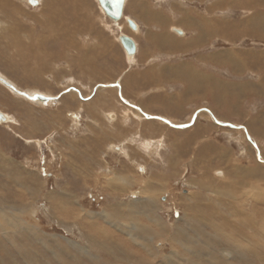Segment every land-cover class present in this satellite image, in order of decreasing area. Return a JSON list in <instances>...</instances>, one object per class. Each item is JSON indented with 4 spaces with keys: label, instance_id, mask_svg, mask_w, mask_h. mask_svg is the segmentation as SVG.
Wrapping results in <instances>:
<instances>
[{
    "label": "rangeland",
    "instance_id": "rangeland-1",
    "mask_svg": "<svg viewBox=\"0 0 264 264\" xmlns=\"http://www.w3.org/2000/svg\"><path fill=\"white\" fill-rule=\"evenodd\" d=\"M54 1L42 14L35 11L39 4L25 0L0 4L9 22L28 33L11 50L0 39V72L17 91L37 88L64 102L31 108L0 88V113L8 117L0 123V200L8 205L0 208V264H216L209 260L211 247L178 233L207 239L194 230L202 226L216 241H226L196 219L181 221L189 212L183 199L188 191L199 193L202 202L212 197L208 206L199 202L200 210L224 227L221 235L231 232L227 238L235 249V227L249 237L260 234V251L247 246L245 264H264V0H126L123 18L135 21L137 32L123 18L114 26L96 0H66L61 13ZM11 5L19 11L17 20ZM6 29L12 39L13 28ZM35 34L43 48L32 46ZM120 35L136 41L131 62ZM100 90L114 99L96 94ZM79 94L87 100L80 102ZM135 107L180 126L142 117ZM113 146L126 154L107 148ZM81 153L102 163L78 175L68 165H78ZM102 164L112 171L107 175L126 178L113 191ZM144 181L164 183L165 190L159 196L155 184L149 192ZM28 187L36 196L28 195ZM147 197L159 198L149 203L151 217L135 211ZM133 220L151 238L131 231ZM164 225L169 233L160 230Z\"/></svg>",
    "mask_w": 264,
    "mask_h": 264
},
{
    "label": "bare ground",
    "instance_id": "bare-ground-1",
    "mask_svg": "<svg viewBox=\"0 0 264 264\" xmlns=\"http://www.w3.org/2000/svg\"><path fill=\"white\" fill-rule=\"evenodd\" d=\"M12 1H16V0H12ZM20 1H22V0H20ZM24 1V0H23ZM30 1H33L35 4H31L30 3ZM58 2H59V5H61L62 7L61 8H59V12L61 13L62 11L61 10H63V12H64V5L65 6H67V1L66 0H57ZM97 1V3H98V5H99V7L101 8V6H100V4H99V2H98V0H96ZM125 1L126 0H124V2H123V8H124V6H126V4H127V2L125 3ZM128 1V0H127ZM25 2L26 3H29L31 6H36V5H38L39 4V6L37 7V8H35L36 10L35 11H37L38 10V13H46V11H44V6H46V7H48V6H50L51 5V2H52V0H25ZM24 2V3H25ZM53 2H55L54 0H53ZM3 3H5V0H0V4H3ZM136 4V6L138 7L139 5L137 4V3H135ZM12 6V5H11ZM25 6V5H24ZM8 8V7H7ZM11 8H13V11H11L9 8L7 9L8 11H11L10 13H11V15H12V17L13 18H15V20H17L18 19V14H19V11H17L15 8H14V6H12ZM100 8H98V9H100ZM134 9H135V5H134ZM101 10H102V14L104 13V11H103V9L101 8ZM100 10V11H101ZM123 11V10H122ZM134 12H136L135 10H134ZM0 14H2V18H0V39H3V41L5 40V42H3L4 43V47H6L7 48V50L9 49V50H11V48H13V43L15 42V40H21V37L22 36H24L25 35V38L28 36V33H25V30H23L22 28V25H19L17 22L14 24V25H12L10 22H9V20L7 19V17H6V15H4L3 13H2V11L0 12ZM104 15L107 17V15L104 13ZM108 18V20H111V21H113L112 23L114 24V26H117V23L123 18V12H122V16H121V19L120 20H118V21H115V20H112V19H110L109 17H107ZM2 19H4V20H6V21H2ZM124 19V18H123ZM124 20H128L127 18L126 19H124ZM130 20V19H129ZM157 20V19H156ZM132 21V20H131ZM115 22V23H114ZM134 22V24H135V26H136V29L135 30H133V31H136L137 32V30H139V26H138V24L135 22V21H133ZM125 24V23H124ZM206 24V23H205ZM212 26V25H211ZM129 27V26H128ZM205 27V26H204ZM6 28H13V30H12V39L10 38V39H7L8 37H6V35H5V31H7L8 29H6ZM130 28V27H129ZM207 28V27H206ZM131 29V28H130ZM210 29V28H209ZM48 31H52V28H50V29H47ZM124 30V29H123ZM132 30V29H131ZM174 30H178V29H174ZM201 30V29H200ZM180 31V30H179ZM175 32V31H174ZM181 32V34H177L176 32V34L177 35H182L183 34V32L182 31H180ZM238 32V31H237ZM120 36H124V35H120ZM119 36V37H120ZM158 36V35H157ZM119 37L117 38V40H119ZM159 37V36H158ZM129 38V37H128ZM131 40H132V38H130ZM33 41V44H32V46L34 47V48H36V49H40V48H43V39H42V37L41 36H38V35H34V37L32 38V39H30V42H32ZM133 41V40H132ZM134 42V44H135V53H134V55L133 56H127L126 55V58H127V60L129 61V62H131V61H133V57L135 56V54L138 52L137 50H138V48H137V44H136V41H133ZM150 42V41H149ZM2 43V44H3ZM72 44V43H71ZM156 45V44H155ZM123 50V49H122ZM126 54V53H125ZM2 55V54H1ZM47 55V54H46ZM1 57V56H0ZM40 61H41V66H42V69H44V68H47V69H45V71L46 72H48V65H47V62H45L44 61V64H43V58L41 57V56H39V58H38ZM87 67V66H86ZM53 68V67H52ZM81 68H83V67H81ZM54 70V69H53ZM84 72V71H83ZM55 73V72H54ZM33 78L35 77L36 79V81L37 82H39L40 83V77H39V75L38 74H34V75H31ZM31 76H30V78H31ZM104 84V83H103ZM111 84V83H110ZM8 85V86H7ZM112 85H114L116 88H117V90H118V94H121L122 92L120 91V86L118 85V84H112ZM112 85H108V86H110V87H112ZM15 87L16 89L18 88V86L15 84V83H13L12 81H10L6 76H4L1 72H0V88L2 89V90H5V88L6 89H9L11 92H14L15 94H17V95H19V96H21V98H23L24 100H21V99H19L20 101H21V103H23L24 102V105L25 106H27V104H29L28 106H32L31 108H33V106L35 107L36 105L38 106L40 103H42L43 105L44 104H48L47 106H49V105H51L52 103H54V102H56V103H58L59 104V106L60 105H62V102L63 101H61L60 102V100H58V101H56L57 100V98H55L53 95H50V94H52V93H48V91H47V93L45 92V93H42V92H40L37 88H32V89H26V90H23L22 92L21 91H17V90H15L13 87ZM66 88V87H65ZM64 88V89H65ZM100 88L102 89V87L100 86ZM116 90V91H117ZM25 92V93H24ZM90 92H92V91H89V93H88V95H90ZM99 92V93H98ZM98 92H96V94H98V95H100V96H102L103 94H107L108 96L110 95V97L112 98V99H114L113 98V96L111 95V93H106L105 91H98ZM42 93V94H41ZM117 93V92H116ZM77 94V93H76ZM95 94V95H96ZM35 95H38L39 97H42V98H47V101H42V100H37V99H35L36 98V96ZM88 95L86 96L87 98H88ZM94 95V96H95ZM109 97V98H110ZM121 97V96H120ZM79 98H80V102H84L85 100H87V98H85V97H82L80 94H79ZM78 98V99H79ZM105 98V97H104ZM108 98V97H107ZM66 99H69V100H71V101H73L74 103H75V101H76V103L75 104H77V108H82V106L80 105V104H78L77 102V100H76V95H73V94H68L67 95V97H66ZM97 99L98 98H96V100H93L92 102L90 101V103H89V106H90V104L92 105V104H94L95 103V101H97ZM103 99V98H102ZM19 100H17L16 99V101H19ZM124 101V100H123ZM122 101V102H123ZM26 102H27V104H26ZM32 103H34V104H32ZM38 103V104H37ZM88 103V102H87ZM111 103H113L114 105H115V100H113V102L111 101ZM126 104V103H125ZM42 105V107H44ZM63 105H64V102H63ZM87 105V104H86ZM114 105H112L113 107H114ZM88 106V105H87ZM88 106V107H89ZM39 107H41V105L39 106ZM66 107V106H65ZM133 107H134V105H133ZM69 108H70V106H69ZM136 109L135 110H137L138 112L140 111V113L142 114V117L144 116L145 118H147V119H157V120H159V121H161V122H164V123H166L167 125H170V126H172V127H174V128H176V127H178V126H180V125H176V124H171L170 122H168V121H166V120H164V119H162V118H159V117H151V116H147L146 114L144 115L142 112H141V110L139 109V108H137V107H135ZM27 109V108H26ZM39 109V108H38ZM62 109V108H61ZM68 109V108H67ZM71 109V108H70ZM69 109V110H70ZM76 109V108H75ZM40 110V109H39ZM58 110V109H57ZM63 110V109H62ZM68 110V111H69ZM79 110V109H78ZM81 110V109H80ZM91 110V109H90ZM61 111V110H60ZM67 111V110H66ZM94 111V110H93ZM55 112V111H54ZM58 112H59V110H58ZM50 113V112H49ZM65 113V112H64ZM63 113V114H64ZM55 114V113H54ZM0 115H2V117H3V119H2V121H0V123L1 122H7V120H8V117H6L5 115H3V114H1L0 113ZM7 115V114H6ZM52 115V114H51ZM51 115H49V116H51ZM62 114H60L59 116H61ZM107 115V119L110 121V122H112V121H114V119H115V114L114 113H108V114H106ZM54 116V115H53ZM73 117H75V116H73ZM91 117V116H90ZM110 117V118H109ZM134 117H138L139 119H140V117H139V115H134ZM48 117H46V119H47ZM55 119L56 118H58V116H57V114H56V116L54 117ZM54 118H52V119H54ZM63 118V117H62ZM50 119V118H49ZM65 119H66V117H65ZM51 120V119H50ZM64 120V119H63ZM53 122V121H52ZM59 122V121H58ZM116 122V121H115ZM125 122V121H124ZM38 123V122H37ZM32 125H34V124H32ZM31 125V126H32ZM38 125V124H37ZM55 126V125H54ZM92 126H94V128H100V126L98 125V124H96V122H94V125H92ZM57 127H58V125H57ZM63 127V126H62ZM183 127V126H182ZM52 131V130H51ZM91 131H93L94 132V130L93 129H91ZM49 132H50V130H49ZM54 132V131H53ZM38 141V140H37ZM110 151L112 150V151H115L116 149H118V151H122L121 152V154L123 153V156L126 154V152L124 151V150H122L123 149V147H115V146H113L112 148L111 147H107ZM106 148V149H107ZM69 149V148H68ZM73 149V148H72ZM84 151V150H83ZM70 153H72V152H70ZM101 153V152H100ZM69 154V153H68ZM70 156V155H69ZM68 156V157H69ZM71 156H74V155H71ZM65 157V156H64ZM87 157V158H86ZM89 157L90 156H87L85 153H84V155H83V153H81V156H79V163H78V165L76 166L74 163H72V165H68L67 163V165L69 166L68 167V169L69 170H71V171H75V172H77V174L78 175H81L82 174V172H80L79 170H84V168L85 167H87L88 168V166H91V165H96V164H100V163H102L101 161H99V163H98V161H95V158L93 159L92 157H90V161H88L89 160ZM63 158V157H62ZM77 159V158H76ZM75 159V160H76ZM70 161H71V159H70ZM88 162H89V164H88ZM93 163V164H92ZM74 164V165H73ZM176 166H177V164H176ZM137 167H139V166H137ZM206 167V166H205ZM100 168L101 169H103L102 170V172L103 173H105L106 172V170L108 171V172H112V171H110L109 170V168L108 167H105L103 164L102 165H100ZM257 168V167H256ZM216 169V168H215ZM23 170L25 171L24 173H26V174H28L27 172H26V170L23 168ZM204 170H206V168L204 169ZM208 170V169H207ZM210 170V169H209ZM211 170H213V169H211ZM220 170V169H219ZM90 171L92 172V174H94V176H95V178H96V180H98L99 179V177L97 176V175H95L96 173V171L95 170H93V169H91L90 168ZM139 171H141V170H139ZM254 171H255V168H254ZM45 173L47 174V172H46V169H45ZM114 174H112V175H107L106 173V175H104V176H108L109 178H108V183H109V185H110V187H108V185H107V187L108 188H110V190L111 191H113L114 190V188H115V183H116V181H118L119 179H126V178H124V177H119V178H117V177H115V172H113ZM251 173V172H250ZM249 173V174H250ZM257 173V172H256ZM264 173V172H263ZM2 174V173H1ZM131 174V173H130ZM146 174V173H145ZM217 174H219V175H223L222 174V172L221 171H217ZM249 174H247V175H249ZM51 175V174H50ZM246 175V176H247ZM52 176V175H51ZM113 176V177H112ZM153 176H154V174H153ZM221 176H219V177H221ZM89 177V176H88ZM85 178L86 179V181L89 179V178ZM129 178H134L135 180H139V178L137 179V178H135V177H132V176H128ZM156 177V176H155ZM161 178V177H160ZM207 178V177H206ZM101 179H103V178H101ZM106 179V178H105ZM95 180V179H94ZM95 180V181H96ZM150 180V179H149ZM160 180V179H159ZM221 180V179H220ZM105 181V180H104ZM152 181V180H151ZM168 181V180H167ZM211 181H213V179L211 180ZM161 182H163V181H161ZM204 182H205V180H204ZM19 184H22V182H18ZM202 183H203V181H202ZM207 183H208V181H207ZM143 184H144V186L146 187V186H150V188H149V192H152L153 191V188L155 187V184H157L156 182H147V181H144L143 182ZM164 184V183H163ZM163 184H161V185H159V184H157L158 186H159V189L160 190H157L156 192H158V194L159 193H161L162 191H164L163 190V188H164V186H163ZM207 185V184H206ZM209 185V184H208ZM213 185V184H212ZM154 186V187H153ZM202 187V186H201ZM166 188V187H165ZM207 189L208 188H211V187H206ZM201 190V189H200ZM205 190V189H204ZM27 191H28V195H32V193L34 192V195L36 196V192L34 191V190H32L30 187H28L27 188ZM37 191V190H36ZM211 191H213V190H211ZM215 192H216V190H214ZM223 191V190H222ZM32 192V193H31ZM201 192V191H200ZM210 192V191H209ZM137 193H139V192H137ZM188 194L186 195V196H183V199H185L186 200V202H188L189 203V206H188V213H186V212H184L182 215H183V217L181 218V221H183V222H189V223H191V221H194V219H196L197 221H199V222H201L202 224H203V226H206V227H210V228H213L214 230H215V232H216V235H220V236H224L223 238H225L226 239V241H227V243H228V246H226V247H224L223 248V246H225V245H227V243H226V241L224 242V241H222V242H220V241H216V240H218V239H216L217 238V236H213V235H210L209 233H207L208 231H205L203 228L204 227H202V226H198V227H196V228H194V230L195 231H197V232H199L200 234H202V235H206L207 236V239H204V238H202L200 235H195V236H191L190 237V235H187L186 234V232L185 231H183V230H181V229H179V228H177V230H179V234L181 235V236H183V237H186V238H188V239H190V240H192V241H194L196 244H201V245H204L205 246V248H208V247H211V249H212V251L213 252H215V254H211V257H210V261H212V263L214 262V263H216V264H231L230 263V260L231 259H233V260H236V262H237V264H245V262H248V259H250V258H248L249 256H250V254H248L249 253V251H248V249H247V246H248V248H249V250L251 249V248H253V247H256V249H258V246H259V244H260V246H261V243H259L260 242V239H259V237H258V235H260V234H258V235H253V236H248V234L246 233V230L244 231L243 230V227H239V228H236L235 227V229H238V232H237V236L239 237V243H237L238 244V250H236L232 245H231V242H230V240H229V242H228V238L227 237H229V239H231V237H232V235H231V232L229 233V234H223V235H221V230L222 231H224V227H222L221 229L219 228V227H217L216 225H214L211 221H209V217L208 216H205L204 215V213H203V211H201L200 210V206H201V204H199V202H201L202 203V205H206V206H208L209 204H210V202H211V198L212 197H210L209 199H207V200H205V202H202L203 200L202 199H200L201 198V195L198 193V194H196L197 196H195V194H190L189 193V191L187 192ZM208 193V192H207ZM216 194H217V192H216ZM221 194V193H220ZM219 194V195H220ZM245 194V193H244ZM161 194H159V196H160ZM174 195V194H173ZM69 196H74V195H71V194H69ZM181 196V195H180ZM212 196V195H211ZM75 197V196H74ZM158 197V196H157ZM217 197V196H216ZM247 197H248V195H247ZM238 198V197H237ZM240 198H241V196H240ZM225 199V198H224ZM235 199V198H234ZM144 200V202H138V204H137V208L135 209V211H141L142 213H147V215H149L148 217H151V215H150V211L149 210H151V209H149V203L150 202H152V203H154V202H156V203H158V201H159V198H158V200H156V199H154V198H151L150 200H149V197H147L146 199L144 198L143 199ZM202 200V201H201ZM214 201H217V200H215V199H213ZM219 201V200H218ZM180 202V201H179ZM185 202V203H186ZM5 203V201H3V200H0V208H3V207H8V205L7 204H5V205H3ZM219 203V202H218ZM155 204V203H154ZM221 204V203H220ZM220 204H218V205H220ZM3 207H2V206ZM133 205L135 206L136 205V203H133ZM182 205V204H181ZM228 205V204H227ZM232 205V204H231ZM234 205V204H233ZM186 206V205H185ZM212 206V205H211ZM210 206V207H211ZM213 206H214V204H213ZM221 206V205H220ZM218 207V206H217ZM25 208V207H24ZM205 208V207H204ZM208 208V207H207ZM216 208V207H215ZM214 208V209H215ZM262 208V207H261ZM183 209H184V207H183ZM202 209V208H201ZM210 209V208H209ZM217 209V208H216ZM224 209V208H223ZM211 210L213 211V209L211 208ZM134 211V212H135ZM185 211V210H184ZM211 211V212H212ZM133 212V213H134ZM192 212H195V214L197 215V216H194V217H192V216H190L191 215V213ZM214 212V211H213ZM209 215V214H208ZM212 214H210V216H211ZM208 217V218H207ZM244 219V218H243ZM247 219H245V221H246ZM255 220V219H254ZM213 221H214V219H213ZM227 222V221H226ZM154 223H155V221H154ZM228 223H229V221H228ZM230 224V223H229ZM228 224V225H229ZM194 225H195V222H194ZM232 226H233V224H231ZM209 227H208V229H209ZM217 228H219L220 229V232L217 230ZM131 229V231H136V232H138L139 233V237L140 238H151V236L153 235V234H151V233H149L148 231H145L143 228H140L136 223H135V221L133 220V224H132V227L130 228ZM245 229V228H244ZM252 229H254V228H252ZM160 230L161 231H166L167 233H169V228L166 226V225H164V226H160ZM232 230V229H231ZM236 232V231H235ZM166 233V234H167ZM224 233H225V231H224ZM98 234V233H97ZM220 236H218V237H220ZM95 238V237H94ZM97 238H98V235H97ZM220 239V238H219ZM68 243L70 244V241L68 240ZM72 244V243H71ZM217 247H222L220 250L217 248ZM262 248V247H261ZM260 250L258 249V252H259ZM217 252H219L221 255H222V258L221 257H219V256H217ZM256 252V251H255ZM254 252V253H255ZM207 253L209 254L210 253V250H208L207 251ZM252 253V252H251ZM219 254V255H220ZM249 255V256H248ZM216 256L218 257V259L216 258ZM253 256H255V255H253ZM258 261L259 259H257V257H256V259L254 260V261ZM260 261V260H259ZM261 263H263V262H261ZM188 264V263H187Z\"/></svg>",
    "mask_w": 264,
    "mask_h": 264
},
{
    "label": "water",
    "instance_id": "water-1",
    "mask_svg": "<svg viewBox=\"0 0 264 264\" xmlns=\"http://www.w3.org/2000/svg\"><path fill=\"white\" fill-rule=\"evenodd\" d=\"M101 8L103 9L104 13L112 20L118 21L121 19L122 16V10H123V2L124 0H98ZM31 4H35L33 1H30ZM128 26L135 30L136 26L133 21L127 20ZM177 34H181L179 30H174ZM119 42L122 45L125 53L127 56H133L135 53V44L134 42L128 38L127 36H120ZM8 86V85H7ZM35 99H39L42 101H47V98L39 97L38 95H35ZM3 117L0 115V121H2Z\"/></svg>",
    "mask_w": 264,
    "mask_h": 264
},
{
    "label": "snow or ice",
    "instance_id": "snow-or-ice-1",
    "mask_svg": "<svg viewBox=\"0 0 264 264\" xmlns=\"http://www.w3.org/2000/svg\"><path fill=\"white\" fill-rule=\"evenodd\" d=\"M125 103H127V101H125Z\"/></svg>",
    "mask_w": 264,
    "mask_h": 264
}]
</instances>
